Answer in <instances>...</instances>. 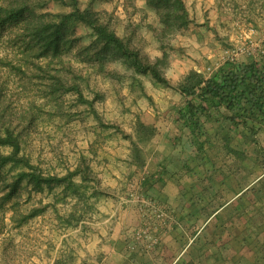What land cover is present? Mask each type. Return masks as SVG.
I'll return each instance as SVG.
<instances>
[{
	"label": "rangeland",
	"instance_id": "rangeland-1",
	"mask_svg": "<svg viewBox=\"0 0 264 264\" xmlns=\"http://www.w3.org/2000/svg\"><path fill=\"white\" fill-rule=\"evenodd\" d=\"M183 1L187 25L164 29L146 0H78L144 64H156L167 84L103 50L81 22L67 26L57 54L27 48L26 24L41 16L58 21L73 9L70 0H40L35 16L26 13L0 30V131L18 137L22 160L0 167V264H151L157 253L151 240L169 235V194L227 188L218 176L210 182L184 177L254 176L251 188L264 191L263 130L256 144L241 145L246 156L237 161L220 133L235 136L234 144L244 136L227 120L202 123V130L220 134L213 147L194 145L177 123L187 99L179 85L191 71L209 78L226 61L236 66L264 57V0ZM0 153L11 148L0 145ZM200 158L199 166L192 164ZM30 172L46 180L41 188L19 180ZM239 179L228 184H247ZM207 207L204 220L216 210Z\"/></svg>",
	"mask_w": 264,
	"mask_h": 264
},
{
	"label": "trees",
	"instance_id": "trees-1",
	"mask_svg": "<svg viewBox=\"0 0 264 264\" xmlns=\"http://www.w3.org/2000/svg\"><path fill=\"white\" fill-rule=\"evenodd\" d=\"M146 1L158 13L164 29L187 25L188 13L183 0ZM70 4L73 9L67 13H59L58 21L45 22L44 16L40 14L36 15L37 19L41 16L38 23L26 24V47L37 46L42 54H57L65 43L67 26L72 22H81L93 31L97 41L102 43L103 50H111L129 59L139 72H150L158 82L167 84L168 81L161 76L157 65L144 64L139 52L132 50L115 31L101 23L95 12L79 7L78 0H70ZM36 6H42L40 0H0V30L9 24L24 21L26 13L35 16ZM179 89L187 99L178 110L177 123L182 129L189 131L194 145H215L211 140L220 134L223 145L233 144L236 137L228 131L212 135L209 131L202 130V123L213 118L216 122L227 120L229 126H234L244 136V141L239 143L256 144V136L264 126V57L241 62L236 66L226 61L218 73L209 78L191 71L179 85ZM0 145L11 148V153L7 155L0 153V167L22 161L18 157L19 139L9 128L0 131ZM196 149L200 152L199 147ZM228 151L237 161L246 156L242 150L228 148ZM207 161L214 162L211 159ZM25 177L36 188H41L43 181H46L35 172L21 173L19 180ZM261 179L264 187V175L259 181ZM259 191L263 189L260 188Z\"/></svg>",
	"mask_w": 264,
	"mask_h": 264
},
{
	"label": "crops",
	"instance_id": "crops-1",
	"mask_svg": "<svg viewBox=\"0 0 264 264\" xmlns=\"http://www.w3.org/2000/svg\"><path fill=\"white\" fill-rule=\"evenodd\" d=\"M232 145L236 150H243L241 145L250 146L243 143ZM192 161L193 165L199 166L201 158ZM233 174L192 173L184 177L185 181L195 182H210L219 178L227 188L223 186V189L208 191L187 189L169 194L171 211L164 218L169 235L156 236L151 240L157 247L156 259L151 264H264V191L251 188L257 181L254 176L239 177L236 174L235 177ZM238 178H244L247 184L232 188L228 181H240ZM255 197H258L257 203ZM208 205L211 206L209 209L216 208L213 212L216 216L220 211H230L212 225L208 222L213 214L204 220ZM206 230L207 237L203 238ZM196 240V247L193 248ZM180 245H184V248L178 251ZM183 252L188 254L179 258Z\"/></svg>",
	"mask_w": 264,
	"mask_h": 264
}]
</instances>
